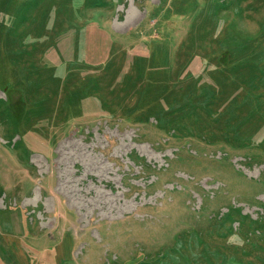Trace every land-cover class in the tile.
Wrapping results in <instances>:
<instances>
[{"label":"rangeland","instance_id":"obj_1","mask_svg":"<svg viewBox=\"0 0 264 264\" xmlns=\"http://www.w3.org/2000/svg\"><path fill=\"white\" fill-rule=\"evenodd\" d=\"M0 264H264V0H0Z\"/></svg>","mask_w":264,"mask_h":264}]
</instances>
